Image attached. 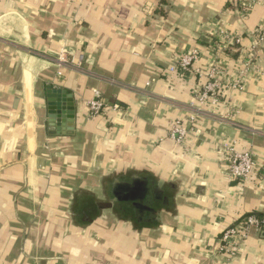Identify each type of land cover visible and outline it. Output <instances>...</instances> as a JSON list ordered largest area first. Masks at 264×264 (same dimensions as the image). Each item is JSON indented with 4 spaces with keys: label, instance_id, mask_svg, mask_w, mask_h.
Instances as JSON below:
<instances>
[{
    "label": "crops",
    "instance_id": "1",
    "mask_svg": "<svg viewBox=\"0 0 264 264\" xmlns=\"http://www.w3.org/2000/svg\"><path fill=\"white\" fill-rule=\"evenodd\" d=\"M234 1L0 0V264H264L263 233L228 261L217 252L236 218L264 216V45L214 119L180 144L166 138L200 87L167 66L191 50L211 60L204 37L219 21L243 35L264 25V0L245 16L227 10ZM61 48L81 65L57 78ZM222 62L235 78L240 61ZM49 86L73 98L59 133L45 117ZM94 89L123 111L90 118ZM233 140L252 149L251 183L226 176L218 148ZM132 174L162 181L150 220L107 204Z\"/></svg>",
    "mask_w": 264,
    "mask_h": 264
},
{
    "label": "built area",
    "instance_id": "2",
    "mask_svg": "<svg viewBox=\"0 0 264 264\" xmlns=\"http://www.w3.org/2000/svg\"><path fill=\"white\" fill-rule=\"evenodd\" d=\"M83 0H79L81 3ZM262 0H235L233 7L228 8L240 16L249 13L254 5ZM230 3V2H229ZM204 42L213 55L211 60L201 62L203 57L198 50H191L180 54L176 60L167 66L165 73L181 76H193L200 82L198 91L189 101L185 119H177L167 130V137L175 144H180L185 137L194 131V126L201 119H214L215 111L225 106L223 98L227 90L241 89L245 76L256 66V55L260 47L264 45V25L257 26L250 33L243 35L225 26L221 21L212 25L211 31L204 37ZM248 41L249 44H245ZM73 54L64 48L59 49L54 65L59 67L56 77H62V69H76L81 65L73 61ZM235 56L240 61V69L234 78L227 73V66L222 62ZM71 57V58H69ZM81 61V57L79 58ZM150 82L146 83L149 86ZM91 98L85 101L90 118L105 115L109 111L121 113L123 111L119 103H106L101 94L94 89ZM144 102V101H143ZM214 113V114H213ZM209 114V116L207 115ZM210 115H213L210 117ZM216 115V114H215ZM222 123L231 119L229 114L218 116ZM220 159L226 176L230 180L238 181L239 185L251 183L257 179L254 154L251 148L238 147L236 141L223 143L219 148ZM264 234V216L246 214L236 218L228 225L218 237V253L228 260L237 256L241 243L249 237V233Z\"/></svg>",
    "mask_w": 264,
    "mask_h": 264
},
{
    "label": "water",
    "instance_id": "3",
    "mask_svg": "<svg viewBox=\"0 0 264 264\" xmlns=\"http://www.w3.org/2000/svg\"><path fill=\"white\" fill-rule=\"evenodd\" d=\"M59 96L64 101V104L62 105H58L54 101ZM43 99L45 101V105H44L45 107L44 110H45V115H46L45 117L51 129L55 128L54 132L59 133L58 131H60L61 122L66 123L67 121L70 124L73 123L74 104H73V98L71 96L67 95V93H65L64 91L55 90L51 86H49V87H46ZM161 186H162V181H159L158 193H161L162 191ZM117 189L123 192L124 195L123 197L115 196L112 198V201L126 202L129 200V201L134 202L133 203L134 206H136V202H135L136 200L141 202L150 193V188L148 187L147 180L144 177L141 178L138 176H134L130 181L115 180L113 183L112 191H111L113 196L115 194L117 195V191H116ZM136 192H139L138 193L139 195H136ZM140 206H142L141 203H139L138 207ZM149 210L151 211L153 209L149 208ZM153 212L155 213V211Z\"/></svg>",
    "mask_w": 264,
    "mask_h": 264
},
{
    "label": "flooded vegetation",
    "instance_id": "4",
    "mask_svg": "<svg viewBox=\"0 0 264 264\" xmlns=\"http://www.w3.org/2000/svg\"><path fill=\"white\" fill-rule=\"evenodd\" d=\"M134 175L132 174V177ZM131 177V178H132ZM159 183V181H158ZM158 183H156L157 186H151L150 188V193L141 201L139 202L138 200H136V206L133 205V201H126L125 203H127L128 205H130L131 207L129 209H127L128 211H130V209L133 210L132 213H134L136 219H145V220H150L153 218V214H155L153 211H154V208L157 204V200L155 199H162L163 197H161V194H162V191L161 193H158ZM117 191V195L115 194L114 196L112 195L111 196V201L109 203H107L108 205H112L113 203H115V201H112V198L117 196V197H123L124 193L119 191V189L116 190ZM139 192H136V195H139L138 194ZM118 202H124V201H118ZM139 203L142 204V206L138 207L139 206ZM149 208L153 209V210H149ZM126 210V211H127Z\"/></svg>",
    "mask_w": 264,
    "mask_h": 264
},
{
    "label": "trees",
    "instance_id": "5",
    "mask_svg": "<svg viewBox=\"0 0 264 264\" xmlns=\"http://www.w3.org/2000/svg\"><path fill=\"white\" fill-rule=\"evenodd\" d=\"M84 208H85V207H84ZM84 208H83V209H84ZM94 208H95V207H94ZM85 209H86V208H85ZM85 209H84V210H85ZM95 209H96V208H95ZM132 212H133V210L130 209L129 212L125 211L124 214H119V216H120V217H121V216H122V217H123V216H124V217L127 216V217H129L130 219H131V218H132V219H133V218L136 219L134 213H132ZM117 213H118V212H117Z\"/></svg>",
    "mask_w": 264,
    "mask_h": 264
},
{
    "label": "rangeland",
    "instance_id": "6",
    "mask_svg": "<svg viewBox=\"0 0 264 264\" xmlns=\"http://www.w3.org/2000/svg\"><path fill=\"white\" fill-rule=\"evenodd\" d=\"M128 212V211H127ZM122 214V213H121Z\"/></svg>",
    "mask_w": 264,
    "mask_h": 264
}]
</instances>
